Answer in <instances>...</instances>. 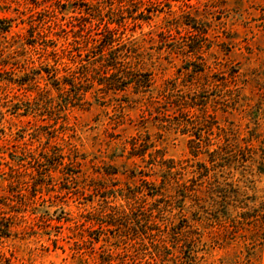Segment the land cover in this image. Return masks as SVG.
Here are the masks:
<instances>
[{
  "label": "rangeland",
  "instance_id": "obj_1",
  "mask_svg": "<svg viewBox=\"0 0 264 264\" xmlns=\"http://www.w3.org/2000/svg\"><path fill=\"white\" fill-rule=\"evenodd\" d=\"M80 1L0 0V20L10 25L8 33L0 32V264H99L107 248L113 251L112 264L150 258L148 246L136 239H111L107 233V247L101 241L91 244L83 221L98 207L94 188L126 191L141 179L153 180L143 176L159 170L145 167L148 156L143 162L128 155L137 134L149 135L155 148L176 163L163 198L156 204L149 198L144 206L147 213L168 206L170 225L156 237L165 238L166 250L157 264H264V0H134L155 10L150 20L137 21L139 26L124 19L127 35L149 53L152 91L138 102L131 101L132 89L97 93V98L94 89L85 95L89 104L67 107L56 121L53 109L52 117L48 109L18 116L14 104L25 106L24 95L35 96L23 92L32 83L29 76L58 98L51 76L62 77L64 65L73 66L61 49L71 41V29H78L77 19L87 17L89 5L80 7ZM107 1L83 4L100 5L105 14ZM182 16L205 33L184 39L202 44L197 56L183 57L177 43L158 49L161 32ZM91 17L95 29L99 22ZM184 28L173 30L177 41ZM169 47L177 48L172 53ZM55 51L62 59L52 55ZM191 64L203 73L187 76ZM11 78L24 86L10 84ZM173 84L172 101L176 93H189L203 106L152 104ZM187 119L194 123L189 129ZM193 133L201 137L196 155L189 149L190 139L197 140ZM47 142L63 152H78L76 180H66L58 170L41 175L42 169L37 174L16 165L23 143L38 152ZM158 219L163 226L165 219Z\"/></svg>",
  "mask_w": 264,
  "mask_h": 264
},
{
  "label": "trees",
  "instance_id": "obj_2",
  "mask_svg": "<svg viewBox=\"0 0 264 264\" xmlns=\"http://www.w3.org/2000/svg\"><path fill=\"white\" fill-rule=\"evenodd\" d=\"M82 6L88 7L84 8L85 15L87 17H79L78 29L72 31V39L68 42V45L62 47V56L65 54L68 56V60L73 63V66L64 65L62 77H56L55 73H52L53 82L52 87L55 92L58 94V98H54L48 85L44 88H39L38 81L36 78L29 76L28 78L32 80V83L25 85L24 83L18 84L13 78L9 79L10 84L18 85V88L24 86L23 92L34 91L35 96L32 98L26 97L28 104L24 106L23 101L16 106L15 109L18 111V116H26L29 113H39L42 115L44 109H48L52 117V109L56 111L54 113L55 118H51L54 121L63 116H59L60 112L65 110L67 107H75L78 105L89 104L90 101L85 99V95L88 91L94 90V98H97V93H103V95L116 94L118 92H125L129 89H132L133 94L136 95L131 101H140L144 98V94L150 93L152 90V85L154 83L152 79V71L147 67V56L149 53H145L142 48L133 42L131 36L127 35L126 24L124 19L130 18L131 21L139 26L138 22L148 21L152 18V15L155 13V10L152 9V5L147 7L143 1L134 0H108L107 11L105 14H102L103 8L100 5H90L83 4L84 0L80 1ZM152 3V2H150ZM143 5V7H141ZM63 10L66 6L63 5ZM75 6V5H74ZM184 7H189L188 4H183ZM81 13V12H80ZM133 13L138 14L133 16ZM64 14V13H63ZM66 15V14H64ZM92 16V17H91ZM89 17L96 19L98 26L93 28V24ZM188 16H182V18L173 19L170 24H167L166 29H164L160 34V44L162 47H158L161 50L163 47L166 48L170 44L174 46L177 43L178 48H181L183 57L189 58L191 56H197L203 46L201 43H187L184 39H189L191 36H202L205 33H202L199 28L194 24V22L189 19ZM184 18L189 19V21L184 22ZM101 25V27H100ZM185 26V35L181 36L180 40L177 41L173 35V30H178V27ZM10 30L9 22L6 20H0V32L8 33ZM64 34L68 35V31L63 29ZM178 33V31H177ZM171 37V38H169ZM176 46V45H175ZM170 48V47H169ZM177 47L170 48V52H175ZM53 56H56L57 60L62 59L58 58V55L55 52L52 53ZM151 56V54H150ZM188 64L191 63L190 60H187ZM7 65V64H6ZM192 67V68H190ZM46 70V75H49V71ZM187 76L191 77L198 73H203L204 69H200L198 66H193L192 64L186 68ZM34 84V85H33ZM167 87V86H166ZM175 85L173 84L170 88L167 87L162 89L157 93V97L153 100L152 104L158 103L163 104L164 106L173 105L181 106V108H193L194 105L203 106L202 102L198 103L196 97L190 96L189 93L183 95V97L177 96L172 101V92H174ZM23 89V88H22ZM96 94V96H95ZM171 94V95H170ZM190 99L188 102L187 99ZM60 100V102H59ZM175 104V105H174ZM162 105V106H163ZM42 106L44 108H42ZM23 109H22V108ZM58 107L59 109H56ZM166 107V106H165ZM173 108V107H172ZM56 109V110H55ZM166 109L165 111H167ZM194 124L193 122L186 120L185 127L189 129V126ZM163 125L161 124V127ZM195 126H193L194 128ZM188 129L186 132L188 133ZM201 130V129H199ZM197 135L195 138L197 140L190 139V147L192 155H196L197 151L200 149L201 137ZM47 142L45 146L36 152L35 149L27 148L28 144L23 143L24 147L21 149L20 154L15 155V162L17 166L23 167V169L32 168L37 174L38 168L42 169L41 175L49 172H62L65 179H71L70 181L76 180V174L78 170L76 167H79L81 162L78 152L75 150L67 149L66 152H63L61 148L54 147L53 145H48ZM156 144L150 141L149 135L137 134L135 137H132L129 145V157H138L143 159L147 155V166L151 165L152 167H157L159 170L154 171L151 175L143 172L144 177L153 178L151 181L143 180L138 186L134 188H129L124 191L121 190H106L94 188L97 191L95 196H98L99 199L96 201L97 208L86 215L83 216L84 223L88 224L87 237L90 239L91 244H95L99 241L103 242L102 246L107 247V244L110 241L106 236L107 233L112 234L110 237L118 238L122 237L128 239L130 242H133L135 239L138 241V244L141 246H148L150 250V258L140 260L137 264H157L156 258L159 257L158 254H161L166 250L165 238L162 240H157L158 233H163L164 228L170 225V218L168 215L167 205L158 206L147 213L144 210L145 202H148L151 198V204H156L164 196L163 192H167L163 189V186L170 184L176 173L175 161L173 159H167L163 150L155 148ZM216 153V150H214ZM14 156V155H13ZM65 160H68L65 162ZM13 168V167H9ZM17 168V167H16ZM60 168V169H59ZM13 170V169H11ZM50 174V173H49ZM52 175V174H50ZM12 176L8 178L12 181ZM34 178V177H33ZM159 180L158 184L156 183ZM36 183V182H35ZM115 186V185H113ZM167 187H170L169 185ZM106 190V191H102ZM102 192V194H101ZM93 203V201H92ZM154 211V214H153ZM162 216L165 220L160 226L158 222V217ZM158 219V220H157ZM166 222V223H165ZM157 231V232H156ZM156 232V234H154ZM93 233L97 235L92 236ZM148 236H152L153 239L149 240ZM145 240L148 242L146 243ZM147 249V247H146ZM106 258L101 259L99 264H112L114 261V256L112 255L113 251L110 248L107 250Z\"/></svg>",
  "mask_w": 264,
  "mask_h": 264
}]
</instances>
